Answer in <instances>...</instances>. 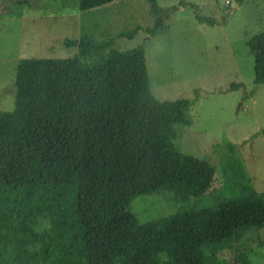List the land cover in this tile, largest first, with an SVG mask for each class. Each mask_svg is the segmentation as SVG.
<instances>
[{"label": "trees", "instance_id": "1", "mask_svg": "<svg viewBox=\"0 0 264 264\" xmlns=\"http://www.w3.org/2000/svg\"><path fill=\"white\" fill-rule=\"evenodd\" d=\"M1 1L16 12L33 0ZM111 2L79 0V9ZM180 6L192 8L197 22L216 24L196 5ZM152 13V27L106 41L65 40L78 47L73 58L18 62L14 107L0 111V264H173L181 255L229 248L240 233L264 227V192L145 225L130 212L135 198L185 181L203 192L215 171L174 143L175 128L190 125L192 102L153 97L142 46L112 49L140 31H162L164 11L153 5ZM247 46L258 86L264 30Z\"/></svg>", "mask_w": 264, "mask_h": 264}, {"label": "rangeland", "instance_id": "2", "mask_svg": "<svg viewBox=\"0 0 264 264\" xmlns=\"http://www.w3.org/2000/svg\"><path fill=\"white\" fill-rule=\"evenodd\" d=\"M232 1L112 0L81 11L79 0H33L12 12L0 0V111L14 107L21 59H69L78 47L65 46V40L87 35L106 41L137 26L152 27L154 5L164 11V29L155 36L140 31L130 40L118 39L112 49L123 52L142 46L153 97L159 102H192L190 125L175 128L174 143L182 153L208 161L215 171L203 192L185 181L135 198L130 212L145 225L181 210L214 207L264 192V83H253L254 60L247 46L264 30V0L235 2L233 10ZM183 2L196 5L216 24L197 22L192 8L180 6ZM231 84L244 86L232 91ZM41 227H46L44 220ZM173 264H264V227L240 233L229 248L181 255Z\"/></svg>", "mask_w": 264, "mask_h": 264}, {"label": "water", "instance_id": "3", "mask_svg": "<svg viewBox=\"0 0 264 264\" xmlns=\"http://www.w3.org/2000/svg\"><path fill=\"white\" fill-rule=\"evenodd\" d=\"M236 5H237V4H236L234 1H232V3H231V9L233 10V9L235 8Z\"/></svg>", "mask_w": 264, "mask_h": 264}]
</instances>
